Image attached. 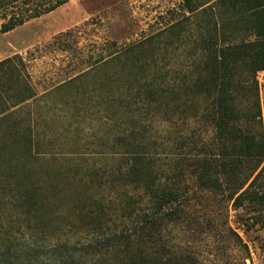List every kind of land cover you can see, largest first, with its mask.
<instances>
[{"label":"trees","instance_id":"1","mask_svg":"<svg viewBox=\"0 0 264 264\" xmlns=\"http://www.w3.org/2000/svg\"><path fill=\"white\" fill-rule=\"evenodd\" d=\"M181 1L164 29L123 47L109 41L105 56L60 85L102 68L107 182L95 164L83 173L45 164L16 128L0 130V225L16 224L0 238V264H200L172 244L193 184L264 210V0ZM67 2L0 0V35ZM21 66L19 54L0 62V119L37 95L14 96ZM23 226L27 239L10 230Z\"/></svg>","mask_w":264,"mask_h":264},{"label":"rangeland","instance_id":"2","mask_svg":"<svg viewBox=\"0 0 264 264\" xmlns=\"http://www.w3.org/2000/svg\"><path fill=\"white\" fill-rule=\"evenodd\" d=\"M181 6V0H68L54 12L0 35V61L21 54L25 62L24 83L14 96L31 89L37 94L5 113L0 130L16 128L22 141H32L33 152L45 164L71 166L81 173L93 164L98 169L111 164V112L102 68L73 85H60L105 56L109 41L123 47L158 33L179 17ZM259 98L263 105L264 85ZM85 175L91 179L90 173ZM98 175L107 182L105 169ZM93 184L100 188L97 181ZM190 190L187 220L173 230L172 244L200 264H264V210L249 202L234 207L225 194L202 192L195 184ZM257 190L264 192V179ZM108 191L109 185L101 189ZM11 225L16 226L11 220L0 225V238ZM10 230L16 237H29L24 226L17 234V227Z\"/></svg>","mask_w":264,"mask_h":264},{"label":"built area","instance_id":"3","mask_svg":"<svg viewBox=\"0 0 264 264\" xmlns=\"http://www.w3.org/2000/svg\"><path fill=\"white\" fill-rule=\"evenodd\" d=\"M257 80H258L259 87H262L264 85V71H261L258 73Z\"/></svg>","mask_w":264,"mask_h":264},{"label":"crops","instance_id":"4","mask_svg":"<svg viewBox=\"0 0 264 264\" xmlns=\"http://www.w3.org/2000/svg\"><path fill=\"white\" fill-rule=\"evenodd\" d=\"M16 30V29H15ZM14 31V30H13ZM12 32V31H11ZM10 33V32H9ZM6 34H8V33H6ZM3 35H5V34H3ZM17 55V54H16ZM19 55H21V54H19ZM3 61V60H2ZM1 62V61H0Z\"/></svg>","mask_w":264,"mask_h":264}]
</instances>
